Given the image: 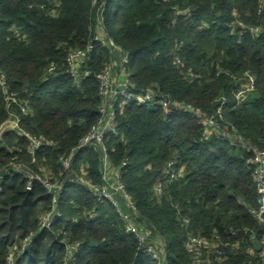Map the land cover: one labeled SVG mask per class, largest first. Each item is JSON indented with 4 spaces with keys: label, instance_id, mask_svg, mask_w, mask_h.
<instances>
[{
    "label": "trees",
    "instance_id": "trees-1",
    "mask_svg": "<svg viewBox=\"0 0 264 264\" xmlns=\"http://www.w3.org/2000/svg\"><path fill=\"white\" fill-rule=\"evenodd\" d=\"M236 10L247 25L244 29L229 26ZM257 26L259 34L250 29ZM100 29L104 42L95 40ZM89 45L94 46L90 73L77 85L67 70V56L71 49ZM126 53L133 89L158 83L162 93L208 115L226 96V121L250 144L264 149V7L259 10V0H0V68L10 88L27 103L21 127L56 142L32 156L26 152L27 138L10 130L0 142V169L15 158L36 173L68 182L59 198L62 215L50 228H41L40 213L52 207L46 189L35 182L28 194L27 178H5L0 264H8L12 248L28 237L32 241L25 252H15L14 264H64V240L82 242L77 264H158L126 231L110 201H98L86 186L71 181L85 168L100 183L101 152L79 150L69 172L59 160L100 121L96 76L107 64L120 73ZM52 65L56 70L49 72ZM247 70L256 75V88L238 102V82L232 75ZM7 117L0 87V125ZM117 119L119 133L106 137L108 157L121 169L137 204L138 222L151 237L167 242L170 264H192L185 249L189 233L219 232L227 238L233 228L241 229L244 239L227 264L246 261V247L253 235L261 239L264 229L251 211L259 191L247 163L249 147H231L216 137L205 140L202 125L190 113H167L154 104L131 103L118 111ZM173 170L179 173L177 179H171Z\"/></svg>",
    "mask_w": 264,
    "mask_h": 264
},
{
    "label": "built area",
    "instance_id": "built-area-1",
    "mask_svg": "<svg viewBox=\"0 0 264 264\" xmlns=\"http://www.w3.org/2000/svg\"><path fill=\"white\" fill-rule=\"evenodd\" d=\"M263 7L264 0H259V10L263 9ZM235 16L236 20L229 26L246 28L247 25L239 18L237 10L235 11ZM250 29L253 33H260L259 26L250 27ZM95 40L104 42V33L101 29L96 34ZM93 51L94 46L89 45L87 48L71 49L67 56V70L73 76L77 85H80L90 73L87 66L93 60ZM130 60L128 53L122 56L120 73L114 71L113 64H107L97 74L99 94L102 99L99 109L101 119L79 139L78 143L66 155H62L59 159L63 171L69 172L72 170L74 157L79 150L89 149L101 152L103 158L102 181L97 183L87 176L88 172L85 168L82 169V175H77L71 181L86 186L98 201H110L117 208L126 231L136 237L139 248L143 253L151 256L158 264H170L167 242L159 236L151 237L149 229L138 222L137 204L122 179L121 169L112 165L106 145L107 136L119 133L118 111H123L125 106L131 103L139 105L154 104L162 107L167 113L172 112V110L190 113L202 125V138L205 140L216 137L227 141L231 147L239 144L249 147L251 154L249 159H247V163L252 167V177L259 191L257 204L251 211L260 223H264V149L250 144L236 131L233 124L226 121L225 112L228 98L226 96L220 97L217 110L213 114L208 115L202 108L192 103L177 101L172 99L171 95L162 93L158 83L141 91L135 90L127 70ZM55 70L56 66L54 65L48 68L49 72H54ZM232 77L238 82L234 93L235 97L238 102H242L247 93L256 88L257 77L249 70L245 71L241 76L232 75ZM0 87L8 110L7 119L0 125V142L3 141L4 135L8 131L17 130L20 135L27 138L26 152L32 156H35L44 146L55 145L56 142L45 135L32 134L21 127L22 114L28 113L27 103L21 100L18 91L10 88L8 75L1 68ZM123 164L125 165L126 163L124 162ZM173 165L174 162L169 163L170 167ZM13 174H19L28 179L27 190L33 189L36 182L43 185L46 192L51 196L52 207L42 211L39 215L41 228H50L62 215L59 209V198L63 187L68 182L53 180L48 173H36L24 161L12 158L0 169V194L4 190L3 181L7 176ZM169 174L171 179L179 177V173L175 170L170 171ZM156 190L159 195L162 194L161 184L156 186ZM183 221L189 223L188 218H184ZM248 232V228L243 230V234ZM230 235L231 237L225 238L219 232H215L211 236L189 233L185 242V249L191 256L192 264H227L231 253L240 252L243 243L242 238L244 239L239 228H233L230 231ZM252 238V245L247 246L245 250L250 257L241 264H264V229L261 239H257L254 235ZM254 240L260 241L261 247L259 250L253 245ZM31 241V237H28L20 247L12 248V253L8 257V264H14L15 252L16 254L25 252L26 246ZM64 242L67 251L64 256V264H77L75 255L82 242H69L68 240H64Z\"/></svg>",
    "mask_w": 264,
    "mask_h": 264
},
{
    "label": "water",
    "instance_id": "water-1",
    "mask_svg": "<svg viewBox=\"0 0 264 264\" xmlns=\"http://www.w3.org/2000/svg\"><path fill=\"white\" fill-rule=\"evenodd\" d=\"M27 193L29 194V190H27ZM27 199V198H26ZM253 245L256 247L257 250L260 249V241L259 240H254Z\"/></svg>",
    "mask_w": 264,
    "mask_h": 264
}]
</instances>
